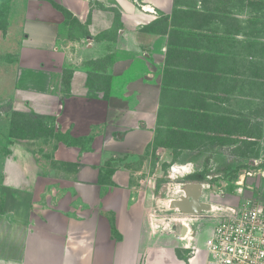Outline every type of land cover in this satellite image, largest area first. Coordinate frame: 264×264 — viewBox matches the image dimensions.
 <instances>
[{
    "label": "crops",
    "instance_id": "1",
    "mask_svg": "<svg viewBox=\"0 0 264 264\" xmlns=\"http://www.w3.org/2000/svg\"><path fill=\"white\" fill-rule=\"evenodd\" d=\"M141 2L157 14L135 0H0V103L42 116L54 132L52 164L32 151L40 136L4 154L0 264H206L203 248L187 257L150 229L145 185L134 181L155 138L161 89L135 62L162 71L176 7Z\"/></svg>",
    "mask_w": 264,
    "mask_h": 264
},
{
    "label": "rangeland",
    "instance_id": "2",
    "mask_svg": "<svg viewBox=\"0 0 264 264\" xmlns=\"http://www.w3.org/2000/svg\"><path fill=\"white\" fill-rule=\"evenodd\" d=\"M140 2L141 0L136 1L138 8ZM175 2L186 5L188 7L186 9L189 10L208 8L205 11L210 14L217 12L212 11L214 0ZM218 3L222 4L221 11L231 12L230 20L232 18L242 26L239 36H231V33L228 42L239 38L246 41L247 47L238 44L236 47L228 48L224 40L220 44L223 48L220 52L219 35L212 31L217 26L205 20L200 23L197 18L186 20L188 14L175 11L179 7L176 5L175 12H172L176 24L173 25L170 20L168 48L171 47L170 42L182 41L187 34L185 40L189 47L194 46L196 50H198L196 46L201 47L200 51L204 50L202 53L208 54L201 56L200 62L203 61L204 70L199 71L200 74L196 76L191 64L174 67L164 65L160 71L152 65L157 63H149L152 66L149 70V65L145 61L135 62L137 70L150 72L153 84L155 83L153 86L158 88L161 86V89L158 92L160 106L155 123V138L149 144L146 155L142 157L141 162L145 164L140 166L141 172L134 176V181H139V187L140 182L145 185L143 188L147 200L145 213L150 229L156 235H167L175 239L179 248L182 246L177 233L179 224L174 219L195 214L183 213L178 208L171 207V201L184 194L182 187L186 182H208L209 188L200 190L199 200L210 205L233 204L241 197L255 193L264 199V85L258 86V81L263 80L264 75L256 76L251 72L256 65L264 71V15L259 17L257 22L248 23L247 17L257 12V7L247 3L227 6L226 4L223 6L220 1ZM161 18L164 21L165 17ZM162 27L160 24L156 26L157 29L164 30ZM224 28V26L218 28L223 32L222 35H226ZM199 54L201 53L189 54L187 58L192 56L199 59ZM214 55H225V63L218 64ZM187 61L194 62L191 59ZM112 64L110 61L106 62V66ZM98 67L93 63L88 65L91 70ZM140 74L138 73V78L141 77ZM205 74L207 75L204 76ZM99 79L98 77L97 80ZM120 79L119 83L123 85L130 78L127 74H122ZM5 104L7 103H0V165L3 164L4 154L10 147L22 148V131L12 130L11 119L22 124L25 122L21 115L22 110ZM249 119L253 122V130H257V124H254L256 120H260L262 129L260 137L251 136L254 144L250 148L243 147L242 143L239 146L238 143L223 145L216 140L215 136L224 132V129H233L238 121L244 123ZM218 123H221V126ZM27 131L28 129L23 130L25 133ZM51 138L53 137L41 135L37 141L30 143L32 151L37 153L45 164H52L48 153L53 147ZM175 165H187L191 172L184 175L182 172L174 173L171 167ZM194 172L204 175L197 181L187 180ZM207 175L210 178H207ZM148 180L151 182L148 183ZM239 187L242 188L241 193H238ZM3 190L0 188V211ZM202 214L204 215L198 219H192L194 240L191 244L192 248L196 246L200 249L198 254L202 252L201 248H204V242L218 220V214L211 209L203 210ZM186 250L187 257H191L193 255L191 248Z\"/></svg>",
    "mask_w": 264,
    "mask_h": 264
},
{
    "label": "built area",
    "instance_id": "3",
    "mask_svg": "<svg viewBox=\"0 0 264 264\" xmlns=\"http://www.w3.org/2000/svg\"><path fill=\"white\" fill-rule=\"evenodd\" d=\"M139 6L143 12L156 14L154 7L149 4L140 2ZM171 170L174 173L182 172V175L191 172L187 165H175ZM207 178L210 176L207 175ZM200 184L202 190L209 188L208 182ZM237 190L238 193L242 192L241 187ZM210 209L218 214V220L204 242L206 264H264V199L255 193L243 196L233 204L210 205ZM201 215L204 214L200 212L174 219L186 228L183 235H178V239L182 242V248H191V257L197 256L200 251L196 246L192 248V219H198Z\"/></svg>",
    "mask_w": 264,
    "mask_h": 264
},
{
    "label": "trees",
    "instance_id": "4",
    "mask_svg": "<svg viewBox=\"0 0 264 264\" xmlns=\"http://www.w3.org/2000/svg\"><path fill=\"white\" fill-rule=\"evenodd\" d=\"M218 1L222 2L223 6L225 4H226L225 6H227V4L230 5V4H237V3L238 4L247 3L250 6H254L255 8L257 7L258 11L251 14V16L247 17L246 21H248V23L250 21L255 23V22H257V19L259 17L264 15V0H214V2L212 3L213 4L212 11L213 12L217 11V12H215L213 14H210L207 11H205V9H208V8H203L204 11H184V10L182 11L179 8L176 10L174 9V10L180 11L182 13H187L188 15L186 17V20H188L190 18H192V19L197 18L200 20L199 21L200 23L203 20L210 21L211 23H214L217 27L212 29V31H214V34L219 35V39H218L219 43L218 42L217 43L219 44L218 49H220V52L223 50V48L220 46V44L222 42H224V40L226 42V45L229 46L228 48L236 47L238 44H241V46H243V47H247L248 46L247 43L245 46L246 41L240 40L239 38H235L232 42H228V38H230L231 36H233V35L239 36L241 29H242V26L239 25L240 23L238 21H235L232 18L230 20V17H229V14H231L230 11H226V10L221 11V10H223L222 6H221L222 4L218 3ZM54 5L56 7H58V9H60L61 11H63L64 13L67 14V10L64 7L59 6L55 3H54ZM176 5H179L178 2H176ZM204 7H206V6L204 5ZM259 9H263V10H259ZM173 14L171 16V20H172L173 25H174V24H176V22L174 21ZM237 22L239 24H237ZM220 24H221V26H220ZM223 26L225 27L224 31H226V33L225 32L224 33L226 35H222L223 32H221L220 29H218V28L223 27ZM199 27H200V25H199ZM231 33H232V35H231ZM199 35H202V34H199ZM185 39H187V34H185L184 40ZM255 43H258V42H255ZM182 45L187 46L186 50L181 49V48H177V44L171 43V47H169V49H168V56H167L166 62H165L166 66H173V67L176 65L190 66V64H191L193 69H195L194 75H196V76L199 75L200 74L199 71H201L202 69L204 70V67L202 65L203 61L200 62V60L202 59L201 56L204 57L208 54L206 52L202 53V51H204V50L200 51L202 49L201 47L196 46L198 48V50H196V48H194V46H191L188 49L189 46L187 44L183 43ZM173 51L175 53H172ZM197 53H201L198 55L199 59H195L192 56H190V58H187L189 54H197ZM172 56H176V58L171 59ZM213 57H214V59H216L218 61V64L223 65L225 63V58H226L225 55H214ZM190 59H191V61H194V62L187 63L188 62L187 60H190ZM251 72H254L252 74H254L256 76L264 75L263 69L257 65L252 69ZM206 75L207 74H205L204 76H206ZM68 78H69V76L68 77L66 75L64 76V79H63L64 86L68 84ZM260 85H264V79L258 81V86H260ZM14 113H18V112H14ZM21 115L23 116L24 121H25L23 124H22V122H17V120H15V119H11L10 122H11V128L13 131L14 130L22 131V138H31L32 139V138L39 137L41 135H43V136H53L54 135L52 128L50 126H48V124H45L42 116L35 114L33 112H22ZM218 124H219V126H221V123H218ZM252 124H253V122L250 119L248 121L245 120L244 123L238 121L237 122L238 126L236 125L235 128H233V129H224V132H221L220 134L216 135L215 138L220 144H223V145H233V144L238 143V146H239L240 143H242L243 147H249L250 148L254 144L251 136L258 138V137H260V134L262 132L260 120L259 121L256 120V122H254V124H257V126H256L257 130L252 129L253 128ZM27 129H28V131L26 133L23 132V130H27ZM244 137H245V139H242ZM247 137H250V138H247ZM62 139H63V141H65L67 143L68 138H66V135L65 136L63 135ZM62 139H61V137H59V140H62ZM71 142H72L71 140H68V143H71ZM203 175H204L203 173H195L194 172L190 175L189 179H187V180H189V181L196 180L197 181V180H200V178H202ZM184 181H186V180H184Z\"/></svg>",
    "mask_w": 264,
    "mask_h": 264
},
{
    "label": "water",
    "instance_id": "5",
    "mask_svg": "<svg viewBox=\"0 0 264 264\" xmlns=\"http://www.w3.org/2000/svg\"><path fill=\"white\" fill-rule=\"evenodd\" d=\"M184 194L171 201V207L178 208L183 213L195 214L209 209L210 205L199 200L202 186L200 182H186L183 187ZM186 228L183 225L177 227L178 235H183Z\"/></svg>",
    "mask_w": 264,
    "mask_h": 264
},
{
    "label": "bare ground",
    "instance_id": "6",
    "mask_svg": "<svg viewBox=\"0 0 264 264\" xmlns=\"http://www.w3.org/2000/svg\"><path fill=\"white\" fill-rule=\"evenodd\" d=\"M214 204V203H213ZM210 209V208H209Z\"/></svg>",
    "mask_w": 264,
    "mask_h": 264
}]
</instances>
